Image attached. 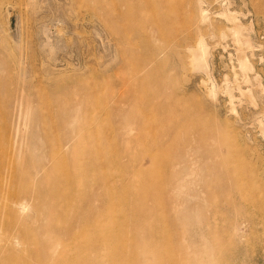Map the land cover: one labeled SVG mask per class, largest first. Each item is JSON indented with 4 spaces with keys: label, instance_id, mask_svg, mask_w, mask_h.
<instances>
[{
    "label": "rangeland",
    "instance_id": "obj_1",
    "mask_svg": "<svg viewBox=\"0 0 264 264\" xmlns=\"http://www.w3.org/2000/svg\"><path fill=\"white\" fill-rule=\"evenodd\" d=\"M0 264H264V0H0Z\"/></svg>",
    "mask_w": 264,
    "mask_h": 264
},
{
    "label": "bare ground",
    "instance_id": "obj_2",
    "mask_svg": "<svg viewBox=\"0 0 264 264\" xmlns=\"http://www.w3.org/2000/svg\"><path fill=\"white\" fill-rule=\"evenodd\" d=\"M80 177L82 179H84V175H81ZM72 179H74V178L72 177ZM74 180L80 182L83 185V183L80 180H76V179H74ZM86 187L88 188V190L84 191V197H85V199H87V202L90 203V207H89L90 212L87 211V213H86V215L84 217L87 216L90 219L91 223H92L94 221V218H95V208H93V204H91V202H92V200H95V198H96V196H93V194H92L93 193V189H94V182L87 181L86 182ZM76 217H82V213H77Z\"/></svg>",
    "mask_w": 264,
    "mask_h": 264
}]
</instances>
